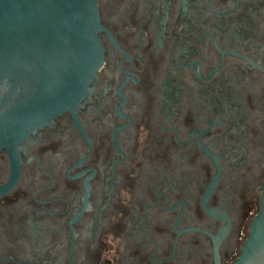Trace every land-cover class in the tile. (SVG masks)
I'll return each mask as SVG.
<instances>
[{
	"label": "flooded vegetation",
	"instance_id": "1",
	"mask_svg": "<svg viewBox=\"0 0 264 264\" xmlns=\"http://www.w3.org/2000/svg\"><path fill=\"white\" fill-rule=\"evenodd\" d=\"M81 101L0 150V264H232L264 191V0H97Z\"/></svg>",
	"mask_w": 264,
	"mask_h": 264
},
{
	"label": "water",
	"instance_id": "2",
	"mask_svg": "<svg viewBox=\"0 0 264 264\" xmlns=\"http://www.w3.org/2000/svg\"><path fill=\"white\" fill-rule=\"evenodd\" d=\"M97 0H0V150L73 109L103 60ZM264 264V191L240 256Z\"/></svg>",
	"mask_w": 264,
	"mask_h": 264
}]
</instances>
